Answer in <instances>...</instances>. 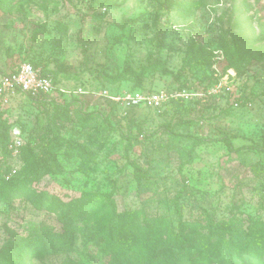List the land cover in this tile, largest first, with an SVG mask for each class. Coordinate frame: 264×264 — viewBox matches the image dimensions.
Masks as SVG:
<instances>
[{
    "label": "rangeland",
    "instance_id": "1",
    "mask_svg": "<svg viewBox=\"0 0 264 264\" xmlns=\"http://www.w3.org/2000/svg\"><path fill=\"white\" fill-rule=\"evenodd\" d=\"M0 4V74L26 60L39 61L70 91L47 100L78 99L114 127L104 133L98 119L80 136L76 130L62 133L86 145L91 157L69 156L62 149L60 170L31 184L59 197L60 207L45 203L38 208L30 195L10 196L0 189V250L13 239L24 242L57 232L65 243L56 241L48 252L32 251V264L164 260L168 249L152 254L145 243L154 240L156 219L171 214L180 189L184 218L202 226L210 218L225 222L226 239L233 244L242 248L251 238L250 223L256 233H264V0ZM105 90L106 97L100 95ZM136 90H168L171 99L160 109L112 99ZM5 110L9 121L20 118L26 133L38 118H46L21 94ZM132 122L144 130L140 139L150 136L127 147L120 133L129 134ZM190 138L208 142L192 150ZM47 139L39 140V155L46 154ZM225 139L242 149L230 151ZM133 163L143 166L150 179L143 191L137 190ZM89 194L101 197L84 216L63 218L64 204ZM131 214L139 243L124 248L115 231L123 215ZM199 252V245L172 249L171 264H197ZM6 257H0L1 264L12 263ZM210 264L245 263L224 256ZM250 264H264V258Z\"/></svg>",
    "mask_w": 264,
    "mask_h": 264
},
{
    "label": "trees",
    "instance_id": "2",
    "mask_svg": "<svg viewBox=\"0 0 264 264\" xmlns=\"http://www.w3.org/2000/svg\"><path fill=\"white\" fill-rule=\"evenodd\" d=\"M26 61L36 67H41L42 74L51 75L54 83L59 86L61 82L55 72L42 66L39 61ZM137 91L143 90H136L134 92ZM23 97L37 104L40 111L45 113L46 118L45 122L42 118H38L35 129L26 133V128L21 124L20 118L17 117L16 120L9 121L6 114L7 110H3L0 107V170L1 168L10 166L8 163L11 161V156L7 150V145L11 139L12 127H20L25 138V145L22 147L21 154L18 158L20 167L17 173L9 180H6L0 173V189H3V193H7L10 196L19 195L20 193L30 195L35 202V206L38 208L43 207L45 203L60 207L61 202L59 197L52 196L46 190L31 188V184L40 182L45 175L60 170L61 164L59 162L58 152L62 149H65V152L69 156L91 157V153L86 148V145L81 143L76 144L71 141L72 137H70L71 139L66 138L62 133L72 134L76 130L80 136L81 131L89 130L98 119H100L99 129L104 133L114 130V127L105 116L102 115L99 118L101 116L99 113L87 111L78 99L63 101L55 99V97L47 100L45 96L32 97L24 94ZM142 134H144L143 128L136 122H132L130 133L126 135L121 132L120 136L123 141H126L127 147H132L134 144L142 143L150 136L145 134L144 139H140V135ZM173 136L181 138V135H177L176 133H173ZM48 137L50 138L47 139ZM100 137H102V134ZM45 139H47L48 143L47 152L45 155H39V140ZM190 139L192 140V150L208 142V140L203 138ZM225 142L228 149L232 152L242 149L235 147L229 139H225ZM133 168L137 181V190L143 191L147 189L150 179L146 176L143 166L139 163H133ZM181 193H183L182 189L179 190V193L172 200L171 214L156 219L157 223L153 229L154 240L150 241V243H145L146 248L152 250V254L158 248L168 249L165 259L157 260L155 256H149L144 264H171L173 259L172 249L185 251L196 245L200 246V252L195 258L197 264H210L215 259L224 256L230 260L239 257L240 261L245 264L253 263L255 260H263L264 233H256L253 223H250L248 226V233L251 238L244 240L245 245L241 248L240 245L233 244L230 240L226 239L229 229L225 222H216L210 218L207 224L202 226L196 223L197 221L195 220L184 218L183 206L180 202ZM99 197L101 196L89 194L74 198L72 201L63 205V209L65 210V213L63 212V218L68 216L71 218L84 216L86 209L92 203L98 201ZM134 217L132 214L123 215L115 231L119 238L117 242L124 248H133L139 243V238L136 235V231H139V226L136 224ZM203 229H207V231ZM56 234L57 232L24 242L23 240L13 239L5 248L0 250V257L7 258L6 256H11L10 258H13L11 264H32L30 260L32 251L40 249L48 252L54 248L56 241L65 243V238L63 236L59 237ZM49 238H52V244L50 246L47 245ZM255 238L256 240H254Z\"/></svg>",
    "mask_w": 264,
    "mask_h": 264
},
{
    "label": "built area",
    "instance_id": "3",
    "mask_svg": "<svg viewBox=\"0 0 264 264\" xmlns=\"http://www.w3.org/2000/svg\"><path fill=\"white\" fill-rule=\"evenodd\" d=\"M79 91H83L79 89ZM55 92L69 93L65 88L56 85L51 75H43L41 67H36L30 62L24 61L11 72L0 74V107L5 110L19 95H30L32 97L51 96ZM107 90L100 92L102 96H108ZM114 100H124L129 106H147L154 109L161 108L170 99L168 90L155 92L137 91L124 97ZM25 145V138L20 127L14 126L11 129V139L7 145L11 161L9 167L1 168L0 173L6 179H11L19 169L18 158L22 147Z\"/></svg>",
    "mask_w": 264,
    "mask_h": 264
}]
</instances>
